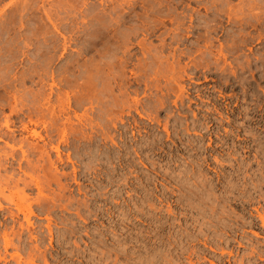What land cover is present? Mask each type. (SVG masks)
Masks as SVG:
<instances>
[{
	"label": "rangeland",
	"instance_id": "obj_1",
	"mask_svg": "<svg viewBox=\"0 0 264 264\" xmlns=\"http://www.w3.org/2000/svg\"><path fill=\"white\" fill-rule=\"evenodd\" d=\"M7 116L62 180L0 185V264H264V0H0Z\"/></svg>",
	"mask_w": 264,
	"mask_h": 264
},
{
	"label": "bare ground",
	"instance_id": "obj_2",
	"mask_svg": "<svg viewBox=\"0 0 264 264\" xmlns=\"http://www.w3.org/2000/svg\"><path fill=\"white\" fill-rule=\"evenodd\" d=\"M159 68L162 69L160 65H159ZM167 71L170 72V74L172 75V78L175 81L179 82V78L182 77V75L179 72V68L177 69L175 67V65H172L171 68H168L167 70L164 69L162 71L163 72L162 74L166 73ZM179 87H180L181 91L184 90V86L183 85H179ZM159 100H158V102H159ZM136 101L138 102V99H136ZM159 104H161L163 106L164 105V99L161 98ZM45 110L48 111L53 118L60 117V112L64 113V111H65L64 109H62L57 114L56 113V109L54 107H50V106L49 107L45 106ZM15 111H16V109L14 108L12 110V113L15 112ZM43 112H44V110H43ZM127 113L129 114L130 112H127ZM110 114H109V116H111ZM114 114L115 113H113V115ZM28 116H30V115H28ZM112 117L113 116H111V120L113 119ZM156 118H157V121H160V119L158 117H156ZM67 119H68L67 121H70V117H68ZM29 121L36 123V121L32 120V118ZM12 125H13V121H11L10 116H7L6 120L3 123V126L6 129L3 130V127L2 128L0 127V142L3 141L5 143L4 146H1V144H0V170L6 169L5 171L7 172V167L9 166L8 164L11 163L9 161V159L11 158L14 161L16 159V157H17V150L18 151L21 150L20 153L22 154V158L19 159L20 162H19V166L18 167L25 174L24 176H26V177L28 176L29 179H27V178H25L24 176H21V175L19 177H15V172H11L10 174H5L6 176L0 175V185H3L5 189L6 188H9V189L15 188L18 192H21L23 194L21 196V201H25V200H27V197H28V195L26 194V190L27 189H31L33 186H35L40 191V194H42V188L44 187V185L42 184L43 182H46L49 185H50V182L53 181V180L56 181V182L61 183L62 176L56 175V174H52V173L50 175H48V174H46L47 171H44L45 172L44 173V180H41V179H38L37 177H35L32 174V172L33 173L35 172V168L37 167V164L36 163L33 164L31 162L30 155L34 154L36 152H39L40 157H42L43 159H45L46 156L48 158H50V153L47 150V144H44L43 146H40L36 142L34 143L31 140L28 141V137L29 136L31 138H42L41 134L38 133L36 130H32L31 134L28 133L29 135L22 136L23 138H20L21 140L17 139L16 138L17 137V133L16 132L18 130L16 128L12 127ZM22 127H23L24 131L25 130H28V132L31 131L29 125L26 124V123ZM24 131H22V132H24ZM7 147L9 148V150L7 149ZM52 149H55L57 151L60 160L63 161V158H62V156L60 154L59 147L56 146V147H54ZM43 156H45V158ZM23 160H27L28 161L29 167H30L32 172L28 171L29 172L28 173V172H26L23 169V166H22ZM50 162H51L52 166L55 165V163L53 161H50ZM43 167H44V165L42 164V168ZM45 169H43V170H45ZM0 174H1V171H0ZM21 184H23L22 187L20 186ZM62 187L65 188V185H62ZM4 193H5L4 190L0 186V195H5ZM46 199H45V201H46ZM41 201H42L41 199H38L36 201L39 204V206L41 204ZM51 201L55 204L56 199L51 197ZM46 202H49V201H46ZM15 204H16V211L10 210L9 214H8V217H10L15 222V219L19 217V214L23 213L24 216H25L26 224L24 222L19 221L20 222L19 226H20V228L22 230H24V229L29 230L31 232V238H35V236L33 235L34 223L31 220V216L33 214H36V211L33 209L32 203L30 202V203H28L26 205H24L22 203H15ZM45 204H47L46 208H48V211H50V209H51L50 203H45ZM41 206H43V205H41ZM4 208L5 207H4V205L2 204V202L0 200V210L4 211ZM50 213H51V211H50ZM259 216H260V219L262 221V226H264V215L259 214ZM47 218L49 220L48 228H49V230L51 232V226H50L51 216H47ZM14 228L15 227H13V229ZM254 233L257 236H259L258 232H254ZM19 235H20V233H19ZM4 242H5L6 249L10 245L13 244L12 238L10 237V233L5 232V234H4ZM16 256H17L18 260H22V257H21L20 254L17 253ZM0 259H1V256H0ZM32 263H35V259L32 257V255H30V258L25 261V264H32ZM210 263L211 264H215L214 261H211ZM45 264H49L47 259H45Z\"/></svg>",
	"mask_w": 264,
	"mask_h": 264
},
{
	"label": "flooded vegetation",
	"instance_id": "obj_3",
	"mask_svg": "<svg viewBox=\"0 0 264 264\" xmlns=\"http://www.w3.org/2000/svg\"><path fill=\"white\" fill-rule=\"evenodd\" d=\"M261 113V112H260ZM226 152V151H225Z\"/></svg>",
	"mask_w": 264,
	"mask_h": 264
}]
</instances>
